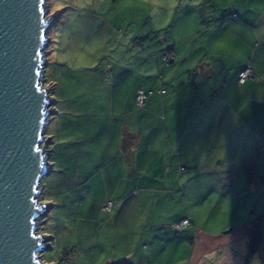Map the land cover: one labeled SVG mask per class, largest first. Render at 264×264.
Instances as JSON below:
<instances>
[{
	"label": "rangeland",
	"instance_id": "374dc122",
	"mask_svg": "<svg viewBox=\"0 0 264 264\" xmlns=\"http://www.w3.org/2000/svg\"><path fill=\"white\" fill-rule=\"evenodd\" d=\"M202 1L215 3L218 22L214 25L207 22V12L203 11L205 23L202 29L198 30L197 25L191 22L193 14L190 6L195 4V0H46V16L53 18V21L50 30L46 32L48 40L44 51L47 65L43 70V83L49 90L52 115L45 128L43 146L47 149V139L52 142L48 145V151L51 152L49 165L52 170L42 179V191L39 196V201L46 204L48 210L38 219L42 223L37 228L39 233L47 237V249L39 254L43 263L94 264L86 253L91 244L85 243L84 239L86 237L85 240L88 241L95 235L100 240L101 235H106V231L103 234L100 231L106 215L114 206L107 213L102 211V206L101 212L96 209L93 202L94 199L100 201V198H97L100 193L99 185L95 189L81 190L87 173L85 167L92 169L94 174V170L100 165V162L97 165L96 161L92 164L84 162L83 150L78 152L79 143L85 142V128L90 125L92 129H97L95 135L100 142L106 141L109 136L107 132H101L100 128L111 122L108 120L111 116H119L123 123L135 121L139 122L140 126H146L142 123L140 113L132 114V106L129 105L127 96L131 83L136 81L138 75L146 74L147 66L155 57L159 71L166 73V80H163L164 76L161 75L162 83L166 85L168 95L170 93L174 96L170 102L175 104V107H178L181 100L189 98L190 93L194 95L195 92H198V100L210 103V88L217 87L223 80L224 73L222 74L221 67H217L213 83L209 82L206 75L195 73L189 82L193 81L196 85L185 82L169 86L175 75H178V78L180 76L179 69H170L177 66L180 60L171 66L159 61L162 58L157 55L164 49L163 41L184 40L179 43V49L183 46H194L199 51V57H209L211 42L229 27L235 26L234 20L231 19L232 8L242 12L247 10V13L257 20V30L264 27V0ZM241 24L243 26V23ZM162 25L165 30H158L157 27ZM185 26L186 33L183 35ZM242 26H238L242 29L241 46H256L259 36ZM216 60L219 65L227 62L218 57ZM143 65L146 67L143 68ZM106 68L113 70L106 74ZM168 69L170 71H167ZM106 80L109 83H106ZM112 89L115 96L122 98L119 99L122 106L110 110L112 100L107 97ZM182 96H185L184 99H181ZM227 107L225 99L216 102L212 114L199 117V126H217L224 123L222 127H225L232 123V120L234 122V117L222 114V109ZM159 117L164 118L161 120L162 124L166 119L171 126L172 131L169 133L174 145L175 136L179 134L178 131L174 133V129H177L173 127L174 124L179 125L184 119H188L190 123L196 116H180L179 108L174 109L171 114L169 110L160 109L158 113L148 115L146 121L150 120V125H153ZM220 134L223 138L227 131L223 130ZM89 137L90 133L87 138ZM207 139L210 137L199 142L198 146L189 143L186 151L181 152L182 163L187 166L182 175L187 191L185 201L182 200L181 190L177 195L171 194L172 215L175 214V209L180 212L181 208H184L182 203H185L189 212L202 220L216 216L218 220L226 218L238 223L243 217H249L250 213L253 218L260 215L264 211L263 192L251 191L246 183H243L241 175L232 169L234 158L215 162L217 155H228L225 152L227 148L222 146L221 140L211 144ZM207 155L213 159L207 161ZM92 159H96L95 155ZM262 161L264 165V158ZM95 182L96 179L91 183L95 185ZM171 182H174V176ZM53 238L51 242L49 239ZM100 248L98 245L96 252H99ZM259 254L262 255L254 254L248 257L250 264H264L263 245Z\"/></svg>",
	"mask_w": 264,
	"mask_h": 264
},
{
	"label": "crops",
	"instance_id": "0c3cea01",
	"mask_svg": "<svg viewBox=\"0 0 264 264\" xmlns=\"http://www.w3.org/2000/svg\"><path fill=\"white\" fill-rule=\"evenodd\" d=\"M190 8L194 19L191 18V22L197 25L198 30H201L205 23L203 11L207 12V22H212L213 25L218 22L215 3L195 0V4ZM232 10L233 25L242 26L243 23L244 29L259 36L256 46H241L240 57L219 65L216 57L210 53L209 57H199V51L194 46H183L179 49V43L184 40L163 41L164 49L157 55L162 58L159 61H163L167 66L180 60L177 66L170 68L179 69L180 76L178 78V75H175L169 86L185 82L196 85L193 81L189 82L195 73L206 75L209 82L213 83L217 67H221L223 80L217 87L210 88V103L198 100V92H195L194 95L190 93L187 99L182 96L181 99L184 100L175 107L176 105L170 102L174 96L170 93L168 95L166 85L162 83L161 75L164 76L163 80H166V73L159 71L155 57L147 66L146 74L138 75L136 81L131 83L127 96L128 103L132 106V114L140 113L142 123L146 126H140V123L135 121L123 123L119 116H111L108 118L111 122L100 128L101 132H107L109 136L106 141L100 142L95 135L97 129H92L90 125L85 128V142L79 143L78 152L83 150L84 162L92 164L96 161L97 165L99 162L100 165L94 170V174L92 169L85 167L87 173L83 175L85 183L81 190L95 189L99 185L100 193L97 198H100V201L94 199L93 202L96 209L101 212V203L105 200H110L114 206L106 215L105 221L102 220L104 222L100 232L103 234L106 231V235H101L100 240L95 235L88 241L85 240L86 237L84 239L85 243L91 244L86 253L94 264H250L247 257L249 232L258 219H264V211L255 218L250 213L249 217H243L235 223L226 218L218 220L216 216L202 220L189 212L185 203H182L184 208H181L180 212L175 209L174 215L170 210L171 194L177 195L181 190L182 200L185 201L186 197L187 185L182 175L187 166L182 163L181 152L186 151L189 143L198 146L206 137H210L207 141L211 144L223 141L222 146L227 148L225 152L228 155H217L215 162L234 158L232 169L241 175L243 183H246L251 191L264 194V27L257 30V20L247 13V10ZM157 28L165 30L164 25ZM186 28L187 26L183 28V35ZM158 44H161L160 40ZM165 55L173 56L174 61L166 64L163 59ZM46 65L47 62L45 67ZM146 65H143V68ZM245 68H249L252 77L239 85V75ZM112 70L113 68H106V74ZM107 80L106 83H109ZM138 90L150 93L142 108H139L135 99ZM107 99L112 100L110 110L122 106L119 101L122 98L115 96L113 89L108 93ZM222 99L227 100L228 105L222 109V114L234 117V122L231 118L232 123L225 127H222L224 123L200 127L199 117L212 114L213 105ZM176 108H179L180 116L194 114L196 117L190 123L188 119H184L179 125L174 124L173 127L177 128L174 133L178 131L179 134L175 136V143L172 145L169 133L172 128L166 119L162 124L161 120L164 118H156L153 125L146 119L148 115L158 113L160 109L169 110L171 114ZM223 130H226L227 134L221 138L220 132ZM47 140L48 151V145L52 142ZM48 153L50 160L51 152ZM94 155L96 159H92ZM208 159L213 158L207 155V161ZM50 169L52 170V167ZM173 176L174 182H171ZM94 179L95 185L91 183ZM184 219H189L190 224L176 231L173 226ZM49 240L53 242L54 238ZM261 242L256 253L260 256L262 245L264 247V224ZM98 245L101 248L96 252Z\"/></svg>",
	"mask_w": 264,
	"mask_h": 264
},
{
	"label": "water",
	"instance_id": "95a60500",
	"mask_svg": "<svg viewBox=\"0 0 264 264\" xmlns=\"http://www.w3.org/2000/svg\"><path fill=\"white\" fill-rule=\"evenodd\" d=\"M46 0H0V264H45L37 231L39 201L51 172L45 128L52 115L44 87L45 47L53 18Z\"/></svg>",
	"mask_w": 264,
	"mask_h": 264
},
{
	"label": "clouds",
	"instance_id": "9594fccd",
	"mask_svg": "<svg viewBox=\"0 0 264 264\" xmlns=\"http://www.w3.org/2000/svg\"><path fill=\"white\" fill-rule=\"evenodd\" d=\"M242 29L238 26H231L222 32L209 47L210 55L224 61H232L242 55L241 36Z\"/></svg>",
	"mask_w": 264,
	"mask_h": 264
},
{
	"label": "built area",
	"instance_id": "2783aa9c",
	"mask_svg": "<svg viewBox=\"0 0 264 264\" xmlns=\"http://www.w3.org/2000/svg\"><path fill=\"white\" fill-rule=\"evenodd\" d=\"M164 62L166 63V64H169V63H171V62H173L174 61V57L173 56H169V55H165L164 56ZM250 77H252V74H251V72H250V70H249V68H245L241 73H240V75H239V79H238V83H239V85H242L244 82H245V80H247L248 78H250ZM161 92H163L162 90H161ZM150 93H147V92H145V91H143V90H138L137 91V93H136V103H137V105L139 106V108H142L143 106H144V104H145V101H146V98H147V96L149 95ZM113 208V204H112V202L110 201V200H105L104 202H103V204H102V211H104V212H109L111 209ZM190 224V221H189V219H184V220H182L181 222H179V223H177L176 225H175V230L176 231H178V230H180V228H182V227H187L188 225Z\"/></svg>",
	"mask_w": 264,
	"mask_h": 264
},
{
	"label": "trees",
	"instance_id": "16d2710c",
	"mask_svg": "<svg viewBox=\"0 0 264 264\" xmlns=\"http://www.w3.org/2000/svg\"><path fill=\"white\" fill-rule=\"evenodd\" d=\"M264 224V219H258L249 232V243H248V255L247 257H252V255L256 254L261 246V236H262V228Z\"/></svg>",
	"mask_w": 264,
	"mask_h": 264
}]
</instances>
